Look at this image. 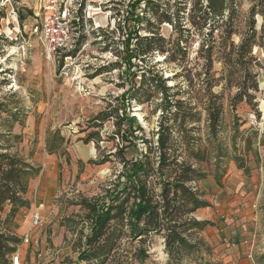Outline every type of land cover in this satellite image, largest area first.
I'll use <instances>...</instances> for the list:
<instances>
[{"label":"rangeland","instance_id":"374dc122","mask_svg":"<svg viewBox=\"0 0 264 264\" xmlns=\"http://www.w3.org/2000/svg\"><path fill=\"white\" fill-rule=\"evenodd\" d=\"M41 1L0 0V133L5 135L0 137V152L9 147L10 152H18L23 157H29L31 152L34 156L44 143L47 148L55 132H60L65 141L54 152L64 163L58 165L56 187L48 184L45 197L43 192L39 193L30 207H22L3 227L22 237L13 253L20 251L23 264H87L79 261L78 256L82 236L88 230L89 210L79 202L103 194L123 168L122 157L131 159L146 148L139 137L146 135L155 142L163 117L160 106L163 94L152 87L141 100H133L129 113L136 116L144 130L137 132V139L127 140L129 123L123 120L117 97L130 85L126 66H122L124 27L132 24H124L130 0H79L82 13L88 12L89 17L78 26L73 47L54 61L45 57L42 43L30 31L34 19L29 10H38ZM190 1L185 0L187 7L181 11V19L192 28L191 37L187 31L180 35L172 23H161L148 11L145 15L151 21L144 20L141 32L156 31L164 36L165 51L154 50L143 61L135 60L142 66L160 70L167 84L174 85L171 90L174 97L185 101L184 119L168 114L173 136L181 147L179 160L195 161L189 155L198 152L206 157L199 164L209 172L201 185L211 207L196 213L213 221V225L199 233L207 245L201 247V252L185 254L170 264H203L208 260L215 264H238L233 259L235 256L240 259L238 251L233 249L238 243L236 238L223 235L232 216L251 222L253 229L250 230L255 234L257 245L251 257L255 264H264V145L259 142L264 138V15L262 12L251 15L252 6L255 4L259 10L264 8V2L230 0L236 7L235 12L226 10L224 24L219 21L210 33L209 27L201 32L193 26ZM155 2L159 3V12L165 9L174 12L179 0ZM137 10L144 11L142 7ZM19 14L25 16L23 22ZM230 16L234 18L235 31L228 36L229 25L225 22ZM179 36L183 38L181 46L187 49L182 54L175 47ZM244 38H247L246 44L241 47ZM211 44L212 64L207 51ZM117 62L120 65H113ZM140 80L141 73H138L134 82L139 84ZM212 96L223 108L218 138L209 128L207 104ZM110 106L120 109L101 123L94 120L96 114ZM120 121L122 132L126 130L125 138L116 134ZM90 133L94 137L88 142L86 136ZM120 148L123 152L115 155ZM217 152L225 157L222 186L213 174ZM104 156L106 160L102 162ZM235 157H244L246 168H239L232 159ZM233 173L240 179L234 185L229 182ZM32 179L35 177L29 183ZM41 203L44 218L41 225L34 227L32 214ZM8 209L6 203L5 213ZM5 213L1 214L3 219ZM26 233L39 238V244H24ZM248 243L242 244L248 247ZM120 247L124 253L146 248L149 256L145 261L132 259L131 264H168L169 255L161 234H149L144 241L140 237L132 239L128 226L124 225ZM13 253L0 264H11Z\"/></svg>","mask_w":264,"mask_h":264},{"label":"trees","instance_id":"16d2710c","mask_svg":"<svg viewBox=\"0 0 264 264\" xmlns=\"http://www.w3.org/2000/svg\"><path fill=\"white\" fill-rule=\"evenodd\" d=\"M259 2L262 4L264 0ZM175 5L177 7L174 12H169L168 9L159 12V3L155 0H130L128 3L124 24H132L124 27L125 54L122 66H126L130 85L117 97L123 110V120L129 123V136L127 135L126 139L130 141L137 139V132L144 130L136 116L131 115L129 111L133 100H141L146 95V91L152 87L163 94L160 104L163 117L157 129L155 145L146 135L139 137L144 145H147L146 148H142L138 156L131 159L122 157L123 168L104 189L103 194L98 197L83 198L79 202L89 210L88 230L82 236V247L78 256L79 261L87 264H131L132 259H137L141 263L145 261L149 256L146 248L139 247L134 252L126 253L124 249H121L120 241L124 225L128 226L132 239L140 237L144 241L149 234H161L164 238L165 251L169 255L168 264L179 261L185 254L201 252V247L207 245L199 233L209 225H213V221L196 215L200 208L211 205L206 190L201 185V181L208 177L209 172L199 164V161H204L206 157L196 152L189 155L195 161L179 160L181 154L178 150L181 147L173 136L171 117L168 115L172 113L176 119L179 117L184 119L187 115V113L182 114L185 101L174 97L175 94L171 93L174 85L167 84V79L160 70L148 65L142 66L135 61L137 59L143 61L154 50L165 51L164 36L156 31H149L150 34L141 32L144 20L151 21L146 16L149 12H152L161 23L163 21L172 23L180 35L187 31L188 37H191L192 28L186 26L183 22L185 19H181L183 17L181 11H186L187 3L185 0H179V3ZM139 7L144 9L142 13L137 10ZM235 9V5L231 4L230 0H191L189 14L195 28L202 32L204 28L209 27L212 33L218 27L219 21L222 20L224 24L226 10L234 13ZM263 9L258 10L254 4L251 15L254 16L256 12H262L264 15ZM29 11L32 14V10ZM19 18L23 22L25 16L19 14ZM233 21V16H230L225 22L229 25L228 36L235 31ZM246 40L247 38H244L241 47L246 44ZM182 42V36L177 37L175 47L179 54L187 50L181 46ZM212 48L213 44L207 47L210 64H212L210 56ZM248 51L251 52V45ZM113 65L120 64L117 62ZM138 73H141L139 84L134 82V77ZM143 90L145 92L142 93ZM207 105L209 128L212 135L218 138L223 108L221 104L215 102L213 96ZM1 108L0 103V112ZM118 109L120 108L117 106H110L109 109L101 110L94 116V120L101 123L100 121L117 113ZM121 124H123L121 121L117 123L116 134L125 138L126 130L122 132ZM54 135L53 141L47 142V149L50 152H54L65 141V137L60 132H55ZM15 136L19 137L18 134ZM0 137L5 135L0 133ZM93 137L94 134H88L86 141L89 142ZM259 142L264 145V138ZM9 149L8 147L6 151L0 152V261L2 259L7 261V256L13 253L22 242L21 236L5 230L3 224H8L22 207H30L31 201L27 197L29 180L41 172V166L29 160L33 152L26 158L18 152H10ZM122 152L120 148L114 153L120 155ZM155 153L156 156H154ZM232 159L237 162L239 168H246L244 157ZM105 160L106 156L102 162ZM224 160V155L217 152L216 170L213 174L220 186H222L221 176L226 173ZM6 203L9 209L5 213ZM3 213H5L4 219L1 216ZM203 264L215 263L208 260Z\"/></svg>","mask_w":264,"mask_h":264},{"label":"built area","instance_id":"2783aa9c","mask_svg":"<svg viewBox=\"0 0 264 264\" xmlns=\"http://www.w3.org/2000/svg\"><path fill=\"white\" fill-rule=\"evenodd\" d=\"M80 6L79 0H42L38 10L32 11L34 22L30 31L42 43L44 55L49 61H54L57 56H62L73 47L78 26L83 19L89 17L88 12L82 13ZM42 206V203L36 206L32 214L31 224L34 227L42 224ZM23 243L39 244V238L26 233ZM10 263L23 264L19 250L13 253Z\"/></svg>","mask_w":264,"mask_h":264},{"label":"crops","instance_id":"0c3cea01","mask_svg":"<svg viewBox=\"0 0 264 264\" xmlns=\"http://www.w3.org/2000/svg\"><path fill=\"white\" fill-rule=\"evenodd\" d=\"M84 150L87 152L88 148H84ZM91 156L92 155L90 154L89 157ZM32 161L39 163L38 165L41 166V172L39 175H37V177H35V179H32V181L29 183L27 197L30 199L31 203L35 202L37 195H40L39 193L43 192L42 196L45 197V195L49 192H45V189L47 188L48 184H50L54 188L56 187L59 172L58 165L63 164L64 159L55 152L47 151L46 144L44 143L43 147H41L38 152L33 156ZM234 167L236 169H239L235 163ZM231 169L233 168L231 167ZM243 171L244 170H242V172ZM239 180L240 179L238 178V176L234 173L229 177V182L232 185H234L235 183L237 184ZM208 207H211V205L200 208L199 210L205 211L204 209ZM233 207L238 208V206ZM245 219L246 218L232 216L230 222L231 224L225 226V230H223V235H227L228 238H236L238 243L234 245L233 249L238 251L240 259H238L237 256H235V258L233 259L238 260V264H255L254 259L251 257L252 249L254 250V247H257V245L255 244V239L253 238L255 234H253L250 230L253 229L251 222H247L245 221ZM244 242H250L248 243V247H245L242 244Z\"/></svg>","mask_w":264,"mask_h":264}]
</instances>
